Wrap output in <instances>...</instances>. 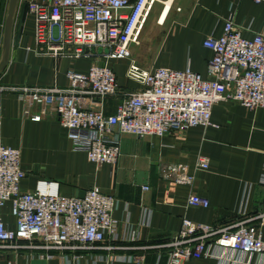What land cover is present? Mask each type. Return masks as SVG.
I'll return each instance as SVG.
<instances>
[{
    "label": "built area",
    "instance_id": "built-area-1",
    "mask_svg": "<svg viewBox=\"0 0 264 264\" xmlns=\"http://www.w3.org/2000/svg\"><path fill=\"white\" fill-rule=\"evenodd\" d=\"M156 1L28 0L26 10L33 17L38 51L53 56H79L87 54L84 48L100 49L105 60H117L131 59L130 46L138 43ZM164 8L159 12L158 23H163L168 13L163 15ZM203 46L213 53L207 77L189 68L146 70L131 60L125 76L141 87L123 91L106 62H93L84 73L67 70L64 87L0 85V92H14L25 106L50 107L66 130L73 151L83 152L90 162L114 165L123 134L162 136L213 125L212 107L220 101L251 110L264 109V34L245 38L239 27L227 19L221 35L207 37ZM117 95L121 98L115 112L106 114L105 99ZM29 118L36 121L40 115ZM197 167L206 169L207 158L199 157ZM160 174L177 184L193 182V176L182 165H164ZM23 175L19 150L0 141V209L8 202L13 219L10 227L0 217V251L22 247L44 251L156 248L155 264H159L163 253L167 255L166 264H183L199 257L224 260L225 264H249L254 255L264 264V207L256 212L239 211L232 222L222 225L182 219L180 229L164 242L123 247L117 243L136 239L132 231L120 234V229L124 227L126 232V227L113 217L116 196L105 194L96 186L86 189L82 197L62 196L56 182L43 179L37 180L31 190H21L19 181ZM258 182L264 185V171ZM187 203L209 205L206 197L194 193ZM148 215L149 211H142L140 224L145 227ZM39 256L50 258L51 254ZM121 259L143 264L145 255H123Z\"/></svg>",
    "mask_w": 264,
    "mask_h": 264
},
{
    "label": "crops",
    "instance_id": "crops-1",
    "mask_svg": "<svg viewBox=\"0 0 264 264\" xmlns=\"http://www.w3.org/2000/svg\"><path fill=\"white\" fill-rule=\"evenodd\" d=\"M8 0H0V45ZM26 1L17 0L10 31L7 61L0 71L1 86L66 85L65 72H86L93 63H104L114 71L123 91H135L140 85L126 78L131 59L105 60L97 49L84 48L87 54L50 55L36 49L33 17ZM40 1V0H36ZM170 5L163 23L156 24L151 37L146 70L166 67L189 68L207 77L213 53L203 46L209 37H219L224 22L231 19L245 38L264 34V2L252 0H162ZM162 9V7H161ZM160 12V11H159ZM131 47V46H130ZM131 49V48H130ZM120 95L107 97L104 112L114 113ZM0 141L19 150V167L24 172L21 190H31L39 179L57 183L62 196H76L96 186L118 202L113 217L125 223L126 232L135 235L134 242H121L123 247H141L166 241L181 226L182 219L196 223L222 225L232 222L239 211L256 212L264 207V185L259 177L264 171V109L251 110L231 101L213 105V125L195 126L185 132H168L162 136L120 137V155L114 165L96 164L85 154L73 151L66 130L58 123L50 107L40 104L25 106L11 91L0 92ZM39 114L38 120L31 115ZM206 157L208 167H197L199 157ZM182 165L193 176L190 185L162 178L164 165ZM206 197L208 207L187 203L191 194ZM149 211L147 227L140 224L142 211ZM3 222L13 226L9 203L0 209ZM108 241L105 242V245ZM156 248H117L93 250L2 249L0 264H135L123 255L144 253L143 264H155ZM51 254L50 258L39 254ZM117 255L118 257H113ZM75 256L77 258H75ZM162 254L159 264H166ZM254 255L249 264H261ZM183 264H225L212 257L192 258ZM228 264H237L228 262Z\"/></svg>",
    "mask_w": 264,
    "mask_h": 264
},
{
    "label": "rangeland",
    "instance_id": "rangeland-1",
    "mask_svg": "<svg viewBox=\"0 0 264 264\" xmlns=\"http://www.w3.org/2000/svg\"><path fill=\"white\" fill-rule=\"evenodd\" d=\"M162 0H157L144 24L137 44H132L130 51L137 62L145 64L149 60L151 51V37L157 33L156 18L161 10Z\"/></svg>",
    "mask_w": 264,
    "mask_h": 264
},
{
    "label": "water",
    "instance_id": "water-1",
    "mask_svg": "<svg viewBox=\"0 0 264 264\" xmlns=\"http://www.w3.org/2000/svg\"><path fill=\"white\" fill-rule=\"evenodd\" d=\"M17 3V0H8L7 1V7L3 22V28H2V36H1V45H0V71L2 70L3 66L5 65L7 61V54H8V48H9V39H10V31H11V25H12V17L15 5ZM93 50V49H91ZM98 53L100 52V49H97ZM83 193L76 195V197H82Z\"/></svg>",
    "mask_w": 264,
    "mask_h": 264
},
{
    "label": "bare ground",
    "instance_id": "bare-ground-1",
    "mask_svg": "<svg viewBox=\"0 0 264 264\" xmlns=\"http://www.w3.org/2000/svg\"><path fill=\"white\" fill-rule=\"evenodd\" d=\"M164 6H165V8H164V11H163V15H164V14L169 10V8H170V5L163 4L162 9H163Z\"/></svg>",
    "mask_w": 264,
    "mask_h": 264
}]
</instances>
